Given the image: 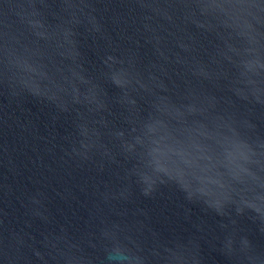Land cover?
<instances>
[{
    "label": "water",
    "instance_id": "obj_1",
    "mask_svg": "<svg viewBox=\"0 0 264 264\" xmlns=\"http://www.w3.org/2000/svg\"><path fill=\"white\" fill-rule=\"evenodd\" d=\"M0 264H264V0H0Z\"/></svg>",
    "mask_w": 264,
    "mask_h": 264
},
{
    "label": "clouds",
    "instance_id": "obj_2",
    "mask_svg": "<svg viewBox=\"0 0 264 264\" xmlns=\"http://www.w3.org/2000/svg\"><path fill=\"white\" fill-rule=\"evenodd\" d=\"M117 257L114 256H110L109 259H116Z\"/></svg>",
    "mask_w": 264,
    "mask_h": 264
}]
</instances>
